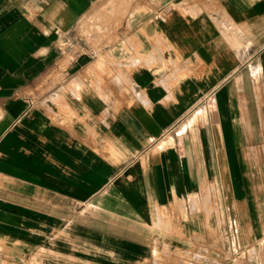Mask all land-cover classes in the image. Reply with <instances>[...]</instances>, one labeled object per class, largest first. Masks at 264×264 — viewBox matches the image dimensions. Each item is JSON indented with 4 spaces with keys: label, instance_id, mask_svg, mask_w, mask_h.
I'll return each mask as SVG.
<instances>
[{
    "label": "crops",
    "instance_id": "1",
    "mask_svg": "<svg viewBox=\"0 0 264 264\" xmlns=\"http://www.w3.org/2000/svg\"><path fill=\"white\" fill-rule=\"evenodd\" d=\"M0 264H264V0H0Z\"/></svg>",
    "mask_w": 264,
    "mask_h": 264
},
{
    "label": "rangeland",
    "instance_id": "2",
    "mask_svg": "<svg viewBox=\"0 0 264 264\" xmlns=\"http://www.w3.org/2000/svg\"><path fill=\"white\" fill-rule=\"evenodd\" d=\"M94 25V23H92V26Z\"/></svg>",
    "mask_w": 264,
    "mask_h": 264
}]
</instances>
